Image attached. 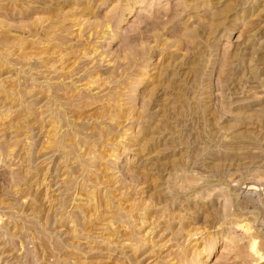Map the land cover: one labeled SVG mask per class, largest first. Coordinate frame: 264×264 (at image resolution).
<instances>
[{
    "label": "rangeland",
    "instance_id": "374dc122",
    "mask_svg": "<svg viewBox=\"0 0 264 264\" xmlns=\"http://www.w3.org/2000/svg\"><path fill=\"white\" fill-rule=\"evenodd\" d=\"M0 264H264V0H0Z\"/></svg>",
    "mask_w": 264,
    "mask_h": 264
}]
</instances>
